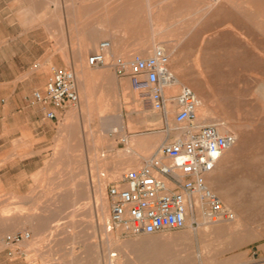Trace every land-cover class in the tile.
<instances>
[{
	"label": "rangeland",
	"instance_id": "rangeland-1",
	"mask_svg": "<svg viewBox=\"0 0 264 264\" xmlns=\"http://www.w3.org/2000/svg\"><path fill=\"white\" fill-rule=\"evenodd\" d=\"M140 1L142 0H0V55L15 38L19 39L22 47L28 43L34 54L26 62L22 60L21 54L16 58L20 67V83L15 94L18 102L10 96L11 84L2 83V79L7 76L0 74V114H21V108L28 107L29 97L38 86L29 89L26 72L35 61L36 67L41 66L37 63L41 61L42 55H55L58 59H54L57 63L47 64L39 77L49 73L53 65L71 66L68 59L71 56L75 58L80 41L91 28L97 26L100 18L107 13L118 18L120 11L124 16L125 10H129L130 6V14L136 15V5L142 6L143 1L145 2ZM26 9L33 16L45 13L49 16V21L47 24L36 22L33 26L23 25L18 12ZM137 15L139 17L122 21L120 26L111 29L114 33L119 32L116 36L122 44L115 58H131L135 54L148 56L154 52L152 49L145 55L131 50V46L148 29L143 7ZM141 19L145 20L142 22ZM225 20L229 22L225 23ZM140 21L142 28L139 27ZM243 24L245 23L222 7L213 17L202 22L190 38L182 43L183 52H177L181 55L175 54L167 62L168 66L171 65L169 67L172 72L181 74L186 80L185 86L197 89L200 94L204 93L208 106L240 127V137L231 146V150L227 151V160L221 163L224 166L219 178L214 179L218 186L229 191L234 210L241 213L242 226L233 235L221 239L209 238L206 253L213 254V260L208 255L200 257L205 241L195 229L193 238L186 240L190 247L185 250V242L182 245V241H173V237L187 229V226L139 234L133 233L125 224L107 228L108 218L103 222L98 216L94 182L105 177L102 172L108 174L114 168L124 166L121 155L125 151L118 142L125 135L121 132L110 135L103 129V124L96 121L98 116L89 114L86 108L80 112L78 106L74 105L72 114L60 122L46 121L45 126L50 131L49 139L43 138L42 125L36 126L32 142L28 139L25 128L18 132L10 130L0 134V235L5 240L6 234L29 230L32 233L30 239H36L34 243L27 244L1 243L0 264H109L107 258L110 249L113 252L119 249L120 253L126 247H149L151 251L148 253L153 259L166 253L172 254L175 246L174 250L177 252L173 253L176 256L182 253L191 255L193 259L189 256L190 264H264V108L258 99V87L261 88L264 81V58L254 49L255 46L263 49L264 40L261 35L253 33L247 24ZM157 37L158 41L164 39ZM107 38L108 36H102L96 44ZM123 49L125 53L120 51ZM90 52L92 50L84 56L85 71L92 67L87 62ZM108 62L106 65L115 66L112 55H109ZM182 87L172 89L174 91L171 90V95L178 93ZM137 95L142 100L138 91ZM142 107L146 111H153L148 102ZM176 109L177 106L167 118L168 124L174 129L178 125L172 116ZM147 126H155V121H148ZM121 168L124 174L127 167ZM116 180L118 179H111L108 185ZM107 187L104 197L107 196L109 201L110 217L112 200ZM221 200L225 203V199ZM203 205L204 203L200 206V212L207 216L203 212ZM197 216V213L190 215L195 228L198 227L194 223V220L198 222ZM18 221H22V224L11 226ZM3 227L7 229L4 230ZM165 233L174 235L167 238ZM243 235L246 237L243 238ZM157 237L161 240L160 243L166 245L161 251L151 249L154 248L152 244ZM193 251L196 258L192 256ZM176 262L173 260L172 263Z\"/></svg>",
	"mask_w": 264,
	"mask_h": 264
},
{
	"label": "built area",
	"instance_id": "built-area-1",
	"mask_svg": "<svg viewBox=\"0 0 264 264\" xmlns=\"http://www.w3.org/2000/svg\"><path fill=\"white\" fill-rule=\"evenodd\" d=\"M110 45L109 39H102L98 48L89 53L88 64L93 67L108 64ZM165 56V49L157 47L148 56L114 58L117 73L129 74L152 108L166 114L168 103L177 102L175 121L180 133L163 144L160 154L151 156L138 168L126 170L120 179L109 183L112 203L108 229L125 223H129V229L135 234L184 228L188 216L197 212V195L209 218L235 216L209 186L207 178L224 152L236 143L237 136L233 132H221L215 124L197 121L198 96L190 86L182 87L171 96L165 93V87L175 81ZM31 102L52 104L55 108L78 104L80 92L75 69L53 65L44 88L34 90ZM47 116L56 118L57 114L48 110ZM194 223L198 224L196 220ZM31 236L29 230L15 231L6 234L5 242L19 244Z\"/></svg>",
	"mask_w": 264,
	"mask_h": 264
},
{
	"label": "bare ground",
	"instance_id": "bare-ground-1",
	"mask_svg": "<svg viewBox=\"0 0 264 264\" xmlns=\"http://www.w3.org/2000/svg\"><path fill=\"white\" fill-rule=\"evenodd\" d=\"M138 1L139 0H137V2ZM142 1H140V3ZM122 4H124V3H121V5ZM121 5H119V6H121ZM108 6L112 7V5H108ZM126 6H127V4H126ZM130 7H128L129 10H125V12L123 14L124 16L121 15L122 11L118 12L117 16H120L118 18L115 17L111 13H107V12H109V7H108L107 8L108 11L106 12L107 14L104 15L102 18H100V21L98 22L97 26L91 28V31L88 33V36H86V47L91 40L94 42V44L89 43L88 46H91L90 48L85 47V49L84 48L80 49V53L78 54L77 59H76L78 61L79 65L75 63L76 61H71V67H73L75 69L76 74H77L78 85H79V81L81 80V78L84 76V73H85L84 68H82L80 65V61L82 60V56L84 55V52L88 51L89 49L90 50L94 49L93 51H95L99 46V44H96V41L99 38H101L102 36H108V39L110 40L111 45L107 50V56L109 58V55L110 56L116 55V52L119 51L118 49H119L120 45H122V44H121L120 39H118L116 36L119 32L117 31L118 33L116 32L117 33L116 34V33H114V30H111V29H114V28H117L118 26H120L122 21H128V20H130V18H132V20H133L134 17H136V18L139 17V15H137V14L142 9V7H143L144 11H146L145 19L148 22L147 23L148 29L143 34H141V37L139 39H137V41L131 46V50L140 51L141 53L148 55V53H150L152 51V49L154 51L157 47H162L166 51V56H165L166 62H169V58L173 57L175 54H176L175 56H177V54H179V56H180L181 54L177 53V52H180V51L183 52L181 50L182 43H184V41H186L190 38L191 34L194 33L196 28L202 22L207 21L211 17H213L215 15V13L218 12L222 7H224V9H226V11H228L231 15H233L234 18H236L239 21H242L243 23L247 24V26L253 30V33H256L257 35L258 34L261 35V37L264 40V0H145V2L143 1L142 6L136 5V8H135L137 10L136 15L130 14ZM133 7H134V5H133ZM116 9H119V7ZM112 13H113V11H112ZM119 13H120V15H119ZM18 14L21 17V21H22L23 25H26V26L30 25V24H32V26H33V23H36V22H38L39 24L40 23H46L47 24V21H49V16L46 15L45 13H41L39 15L33 16L30 14L29 9H26L23 11L21 10L18 12ZM143 17H144V15H143ZM145 19H141V21L145 20ZM141 21L139 24L140 28H142ZM227 22H229V21H226L225 23H227ZM136 24H137V22H136ZM245 24H243V25H245ZM239 26L241 27V25H239ZM182 27H183V29H181ZM231 27L236 30V28L233 27L232 25H231ZM26 28L28 29V27H26ZM130 29L132 30L135 28H130ZM120 30L119 31L121 33L122 29H120ZM238 32H240V31H238ZM120 36H122V35H120ZM157 36L163 37L164 39L163 40L161 39V41L160 40L158 41ZM242 36H243V34H242ZM254 38H256V37H254ZM100 41H99V43H100ZM255 44H257V43H255ZM254 49L257 51L258 54H260L264 58V48L262 49V48L255 46ZM120 51L122 53H125L124 49L120 50ZM252 52H253V49H252ZM258 54H256V56ZM260 55H258V56L260 57ZM173 58H171V59H173ZM126 59H129V58L126 57ZM77 66H79V67H77ZM169 66H171V65H169ZM169 66H168V68L171 70V68ZM173 73L175 75V81L172 84H169L165 87V93L167 95L168 94L171 95L172 89L178 90L182 86L187 85L186 80L182 77L181 74L175 73V72H173ZM258 89H259L258 99L261 101L260 104L264 108V81L262 83V87L261 88L258 87ZM199 90H200V88H199ZM172 91H174V90H172ZM195 92L198 96V105H197V110H196L197 121L201 124L202 123L215 124L220 129V131L224 132V133L232 131L237 136V138L239 139V137H240L239 125H235L234 122L227 120L226 118L222 117L220 114H219L220 115L219 116L217 114L218 112L216 110H214V108L208 106L206 104L207 100L204 98L203 91H202L203 94H200L201 92L199 93L197 89L195 90ZM258 99H256V100H258ZM176 105H177L176 101H170V105H168L169 108H168V112H167L169 115L173 112ZM157 113L159 114L160 112H157ZM155 114H156V112H154V110H153L151 113L152 119H154ZM171 127H173V126H171ZM164 133H165V131H164ZM229 150H231V147L228 148L224 152V154L220 157L216 168L208 175L207 181H208L209 186L212 188V190L214 192H216L220 198L225 199V204L235 214L234 218H232V219L221 218L218 220H213V219L209 218L208 216L202 215L200 212V209H201L200 206L202 207L203 202L200 200L199 196L197 195L196 196V204H197V208L199 211V212L198 211L196 212L198 215L197 216L198 217V227H196L197 229L192 225V220H191L192 218L190 216H188L187 225H186L188 227L187 229H185L182 232H179L174 237H173L174 234L172 235V233H169V234L165 233L166 235L163 234L167 238L173 237V239H174L173 241H175V242L176 241H179V242L182 241V245H183L184 242L186 244V240H191L193 238L194 231L196 230V232L198 234H200L203 237V240L205 241L202 245V250L199 253L201 258H204L208 255V257L211 260L214 259L213 254H207L206 253L207 249H208L207 243H209V238L214 237L213 239H219V238L221 239V237L229 236L231 234L233 235V233H237L239 231V228L242 226L241 213L234 210L235 207L230 202L229 191L227 189H223L222 187L218 186L217 183L215 182V179H214L216 177L219 178L221 172L223 171L224 165L222 166V164L225 160H227L226 154H227V151H229ZM95 192L97 195L98 216L101 218V221H103L104 219L106 220V217L108 218L107 220H109V215H108V208H109L108 202L109 201L107 199V196L104 197V193H105L104 186H101V185L97 186L95 188ZM21 224H22V221H18V225H21ZM34 226L35 225H33V227ZM106 226H107V224H106ZM126 226H129V223H125V227ZM5 229H7V228H5ZM2 231L3 230H1V232ZM245 237L246 236H244L243 238H245ZM226 238H228V237H226ZM237 238H241V237L238 236ZM237 238H235V239L237 240ZM243 238H241V239L243 240ZM169 240H171V239H169ZM224 240H226V239H224ZM35 241H36V239H26V240L22 241L20 244H23V243L27 244V243H31V242L34 243ZM160 241L161 240L158 237L155 238V240L152 244V246H154V248L152 247L151 249L154 250L156 248V249H159L160 251L162 249H164L166 247V245L160 243ZM218 241H221V240H218ZM4 242H5V240L0 235V244L1 243L4 244ZM137 242H139V241H137ZM213 242H215V241H213ZM148 243L150 244V242H148ZM187 243H188V241H187ZM191 243H190V245H193ZM178 244H177V246H179ZM174 245H176V244H174ZM186 245H185V247L182 246V248L184 247V250L186 247L189 246V245H187V246ZM149 246H151V245H149ZM192 247H191V249H192ZM174 248L176 249V246ZM174 248H173V251L177 252V250H174ZM187 249H186V251H188L190 248L188 250ZM117 250L118 251H114V252L110 251V254L107 258L109 260V264H173L172 263L173 260L177 261L174 264H177V263L178 264H190V261H191L190 259H193L191 257V255H188L185 252H184L185 254H183V253L177 254L176 253L177 254V256H176L175 253H173L172 248H171L172 254L169 255L168 253H166L164 256L159 255L158 257L153 258V259L150 258L151 255L148 253L151 251L149 247L148 248L126 247V248H123L120 253H119V249H117ZM156 253H159V252L156 251ZM188 253L190 254L191 252H188ZM193 255H194V251L192 252V256ZM189 256L191 257L190 259H189ZM194 258H196V257H194ZM198 258H199V256H198ZM138 259H140V262H138ZM150 260H153V261H150Z\"/></svg>",
	"mask_w": 264,
	"mask_h": 264
},
{
	"label": "crops",
	"instance_id": "crops-1",
	"mask_svg": "<svg viewBox=\"0 0 264 264\" xmlns=\"http://www.w3.org/2000/svg\"><path fill=\"white\" fill-rule=\"evenodd\" d=\"M90 31L91 29L86 33L84 39L80 41L76 49L75 58L71 56V58L68 59L70 65L71 61H76L75 63L79 64L76 59L80 53V49H85L86 36H88ZM89 43L94 44L92 40ZM88 45L86 48L91 47ZM22 46L19 45V39L15 38V40L11 41L9 47L7 46L2 50V55H0V74L7 76L2 79V83L11 84L10 96H12L16 102H18V98L15 94H17L16 91L20 83V67L16 58L21 54L22 60L26 62L34 55L28 43H26L24 47ZM88 51L91 50L89 49ZM88 51L84 52L82 60L80 61L82 68H84V56ZM112 58H115V55L112 56ZM54 59H58V57L55 55H42L41 61L37 63V65H41L40 67H36L37 61L29 67L28 72H26V83L29 84V89L35 85L38 86L37 89L44 88L49 73L42 77H39V75L41 74V70L46 68L47 64L57 63ZM79 91L80 102L76 104V106H78L77 108L80 112L86 108L89 114L98 116L96 121L101 122L103 124V129L110 135L117 132L124 133L125 136L121 138L118 144H121L122 149L125 151L121 155V162L127 167L125 168L126 170L144 165L151 156L160 154L161 148L165 142L172 140L179 134V131L168 124L167 118H169L171 114H163V112L153 109L156 114L154 119H152V111H146L145 107H142L143 105L145 106L147 102L151 106L150 101L145 98L140 89L134 86L132 77L129 74L119 75L115 66H92L90 70L85 71L84 76L79 81ZM137 91L142 100L139 99ZM32 95L33 94H31L30 97ZM30 97L28 107L23 106L20 110L21 114H0V134L8 133L10 130L18 132L19 129L25 128L26 135L32 142L35 138L36 126L42 125L43 138L49 139L50 131L47 130L45 126L46 121L53 120L60 122L67 117V115L72 114V106L74 105H68L64 108H55L52 104H44L42 102L32 103ZM36 109H38V113ZM48 110H54L57 117L49 118L47 116ZM22 111L24 113H22ZM157 112L160 113L158 114ZM176 112L177 109L172 116L175 117ZM163 119H166V121ZM150 120L155 121V126H147V122ZM102 155L106 156V154ZM124 166H122V168ZM120 168H110L113 170L108 172V174L102 172V175L105 177H100L94 182V186L97 187L101 185L104 186L106 190L108 182L111 179H120L123 176ZM15 225H18V222H13V224H11L13 227ZM4 228L5 227L2 229Z\"/></svg>",
	"mask_w": 264,
	"mask_h": 264
}]
</instances>
